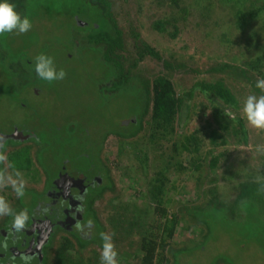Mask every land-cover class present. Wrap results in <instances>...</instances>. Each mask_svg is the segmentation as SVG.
Masks as SVG:
<instances>
[{"label": "rangeland", "instance_id": "rangeland-1", "mask_svg": "<svg viewBox=\"0 0 264 264\" xmlns=\"http://www.w3.org/2000/svg\"><path fill=\"white\" fill-rule=\"evenodd\" d=\"M65 1L9 0L22 17L31 20L32 28L25 34L0 35V129L3 125L8 126L9 131L12 127L26 126L33 134L36 132L34 136L44 146L50 145L49 148L34 149L35 146L27 145L12 149L17 153L13 155L12 164L33 169L36 176L29 175L28 179L34 183L42 178L41 170L50 175L57 166L55 179L65 178L64 186L68 182L67 175L59 166L66 169L63 159H79L77 145H85L88 139H99L101 131L118 124H113L115 119L119 122L134 119L133 125H137L143 110L139 95L123 85L119 97L103 102L110 105L99 106L102 104L98 98L99 78L103 77L101 82H104L118 74L115 70H106L105 61L100 60L101 48L98 50L91 45L84 50L80 47L82 44L76 48L71 46V40L80 42L76 37L80 30H75L67 13L71 0L64 9ZM105 1L108 6L104 14L118 30L122 41V48L118 51L122 57L119 61L121 68H128L129 64L136 62L130 73L134 80L148 82L155 76H164L181 96L192 94L187 120L182 127H175V135L181 134L176 139L182 143L186 136L206 128L205 120L216 110L213 108L225 115L230 111L236 117L231 122L220 117L228 124L217 145L213 146L209 141L211 129L206 128L205 135H201V157L208 153L212 155L209 158L218 157L215 166H208L206 161L198 168L187 167L186 154L182 151L180 157L186 169L172 168L164 173L165 186L160 201L167 209V216L174 214L177 220L174 235L165 238L166 258L162 264H173L168 253L171 248L185 246L190 247L183 248L186 250L175 256L179 260L177 264H264V219L257 216L255 209L247 210L248 215L234 224L229 223L227 215L221 217L220 211L210 220L214 231L208 232L186 212L205 207L211 199L231 205L239 194V186L253 182L255 170L264 175V156L258 157L254 151L256 145L264 144V131L249 126L241 112L248 95L264 94L256 87L257 81L264 79V0H178L177 7L171 4V0ZM88 12L94 16L96 9ZM156 20H169L174 24L175 36L169 25H164L162 32L154 30L152 25ZM82 28L86 36L87 26ZM142 43L152 47L161 59L146 55L138 61ZM74 49L77 58L69 63ZM41 53L54 58L57 69L66 71L65 79L49 83L33 72L34 57ZM164 62L170 63V67L165 68ZM9 64L11 67L7 68ZM224 64L235 69L226 70L224 74L210 73ZM219 78L235 97L234 106L222 104L213 97L208 103L195 89V84L202 80L212 82ZM147 118L146 115L144 121ZM78 127L83 135L76 130ZM52 128L60 129L64 134ZM134 128L117 130L128 134ZM86 129L90 134H85ZM241 129L245 132V140L241 139ZM138 136L140 138V134ZM117 141L114 135L106 137L104 145L108 152L111 151L108 156L117 153ZM139 148L141 144L136 147ZM124 149L132 151L129 146ZM170 149L171 143L161 141L155 151H150L145 166L132 157H122L116 168L115 163L106 162L105 155L101 158L112 178L113 192L104 194L94 208L104 232L114 233L112 239L119 264H140L143 253L139 249L146 234L144 231H150L154 224L157 226V215L153 213L155 200L152 201L146 193L147 182L155 178L161 167L154 162V156L162 151L170 155ZM49 188L47 186L46 193L41 196L43 201L49 197ZM34 197L25 195L22 202L28 204L30 199L33 203ZM212 210L216 212L219 208ZM86 219H92L91 214L86 213ZM100 232L101 229L96 228L94 233V240L99 243ZM57 236L49 242L46 264H63L61 257L67 264H101L99 244L92 242L81 247L70 235L58 233ZM3 238L6 237L0 236V243L4 245L2 249L8 245Z\"/></svg>", "mask_w": 264, "mask_h": 264}, {"label": "trees", "instance_id": "trees-1", "mask_svg": "<svg viewBox=\"0 0 264 264\" xmlns=\"http://www.w3.org/2000/svg\"><path fill=\"white\" fill-rule=\"evenodd\" d=\"M80 2L82 4H79ZM67 4L68 0L65 1L64 9ZM171 4L177 7L178 0H171ZM107 6L108 4L105 0H71L67 13H69L73 17L79 14L84 9H96L94 16H90L89 13H87L91 21L88 22V32H86V36L83 35V28L75 23L74 19L70 21L75 24V30H80L76 36L77 38H87L89 39V42H91L92 45H95L98 50L99 48H101L102 53L100 56V60L101 58H103V60L105 61L106 70L109 69L117 71V81L113 84V91L111 92V94L107 95L106 102L115 100L117 97H119L118 94L120 93L121 88L124 87L128 91L132 93L135 92L139 95V102L142 103L143 110L139 114L140 116H138L139 121L136 122L135 120V122L138 123L137 125H133L132 121H134V119L129 118L121 122L115 119L113 124H118L111 129H107L106 134L104 136H101V140L98 145L93 146V144H97L96 141H94L95 143L87 141L85 144L91 143L92 150L95 149V153H93L92 155V171L96 172L98 174V179L102 181L101 185H96L98 190L102 192L104 186L109 185L110 183V177H108V169H106V165H104L101 160V151L103 147L102 145L108 135L112 134L117 137L118 152L115 154V156H108L106 154L104 157L107 163H115L116 168L118 167L120 158L122 157H132L137 162L145 166V160L149 156L150 151H155L157 149V146L160 145L161 141L165 142L166 144L171 143L170 150L172 153L170 155L165 151H162L161 154H156L157 151L155 152L156 156H154V159L156 160H154V162L156 161L155 163L160 164L161 167L155 175V178L147 182L146 193H148V195L152 198V201L155 200L153 213H156L157 215V226H154V224L153 226H151L150 231H144V233L146 234L141 239V246L139 249L140 252L143 253L140 264H162V262L166 258L165 250L167 244L164 243L165 238H171L174 235V225L176 223L175 221L177 220L174 214L169 217L167 216V209L162 205L160 201V198L163 195V187L165 186L164 173H167L172 168L179 170L186 169L184 168V166H182V164H184L181 161L180 157L182 151H184V153L186 154L185 159L187 167L195 166L198 168L206 161L209 164L208 166H215L216 161H218V157L209 158V156H212L209 153L203 158L201 157L202 154L200 152V149L201 144L203 143L201 135H205L204 131L206 128L211 129V131L208 133L210 139L209 141L213 146L217 145V142L222 138V132H225L226 130V124H228L224 123L220 119V117L222 119H226L229 122H231L232 119H229L225 114L219 112L217 108H213L216 110L211 113L212 115L208 117L207 120H205L206 128L203 127L197 131H194L190 136H186L183 139L182 143L180 140L176 139L178 138V135L181 134L175 135V127H182L183 122L187 120L188 112L190 110L189 102L191 101L190 99L192 98V94L189 92L186 95L181 96L182 94L176 91L173 83L164 76H155L151 81L148 82L134 80L130 77V73L133 68H135L134 66L136 62L134 64H129V66H127L128 68H121L119 61L122 57L120 56L118 51L122 48V41L120 33L115 29V26L111 24V21H109L107 16L104 14L105 8ZM58 8H61V6L58 5ZM95 25H97V27H95ZM164 25H169L173 30V36H175V25L171 24L169 20H156L153 22L152 27L154 28V30L162 32L163 30H165ZM104 27H106V29ZM90 34H92L91 37ZM71 42L72 47H75L73 40H71ZM83 49L85 50V48ZM146 55H149L158 60L161 59L152 47H150L146 43H142L141 47L138 50V61ZM70 57L72 58V62L69 63H73L77 58V52H75V49L74 53ZM164 66L165 68H169L170 63L164 62ZM230 69L235 68L224 64L217 69H212L210 73L216 71L218 73L220 72L224 74L226 70ZM102 75H105V73H102ZM101 78L103 77H100L98 81H101ZM108 81H110V79H108ZM121 85L123 86L120 87ZM131 86H134L135 89H130ZM195 89L201 95H203V97H205L208 103L211 102L210 98L213 97L217 101L222 102V104L231 106L235 105V97L221 78L212 82H205L202 80L195 84ZM108 105L110 104H103V107H106ZM146 115L148 116V118L146 119V121H144V117ZM223 116L227 118H224ZM238 123L240 122L238 121ZM213 125H216V128H213ZM131 127L135 128L128 134L123 133L124 130H117V128L130 129ZM138 134H140V138H137L139 137ZM240 135L242 140L246 139L243 129L240 130ZM173 136H175V138H172ZM133 142H135L136 146ZM140 144L141 148L137 150L136 147L140 146ZM128 146L129 148H131L129 150L132 151L127 152V150L124 149ZM198 180L199 177L197 178V181ZM257 187L258 185L252 181L244 182L239 186V194L236 196L231 205H223L215 201V199H211L205 207L190 209L186 212L191 217L203 224L205 232H208V230L214 231L215 227L210 222V220L212 219L214 214H218L220 211V216L222 217L227 215V220L232 224L242 221L244 217L248 215L247 210L249 209H255V211L257 212V216L264 219V194H257ZM215 208H219V211L214 212L212 209ZM161 219L164 220L163 223H161ZM159 222L161 224H159ZM94 223L95 228L93 229L91 238H86V240L83 239V241H85V244H88V242L97 243L101 248L102 242L99 243L98 241L94 240V233L96 228H100L101 232H103V228L99 226L97 221ZM222 230L223 232H225L224 229ZM96 231L99 232L100 230ZM84 246L82 245L81 247ZM187 247L190 246H185L177 249L171 248L168 251L170 257L173 260V264L179 263V260L177 261L175 259V256L180 255L182 251L186 250L183 248ZM66 251L68 250L66 249ZM61 262L63 264H67V261L65 262L62 257Z\"/></svg>", "mask_w": 264, "mask_h": 264}, {"label": "flooded vegetation", "instance_id": "flooded-vegetation-1", "mask_svg": "<svg viewBox=\"0 0 264 264\" xmlns=\"http://www.w3.org/2000/svg\"><path fill=\"white\" fill-rule=\"evenodd\" d=\"M91 9V8H90ZM84 11L88 12L87 9ZM89 13V12H88ZM74 19L75 23H77L81 27L88 26V22L91 21L89 16L86 13H79L76 16L70 15V20ZM97 27V25H95ZM79 38V37H78ZM77 39L73 40L74 46L82 44L80 47L83 49L86 47H90L92 44L89 42V39L79 38L80 42L77 43ZM72 43V42H71ZM72 46V44H71ZM1 48V46H0ZM10 64L7 65V68H10ZM35 72V71H33ZM102 79V78H101ZM117 81V78H112L110 81L99 82V92L100 96H98L101 103L106 101L107 95H110L114 82ZM103 104L99 105L102 106ZM44 126V125H40ZM51 130L60 131V134H64L61 132L62 130H58L56 128H52ZM80 135H83L84 132H80V128L77 129ZM87 133L90 134V131L86 129ZM106 131H101V136L106 134ZM0 135H3L6 138L5 145V155L7 161L12 162L13 155H16V149L19 147H26L27 145L35 146L34 149L45 148L46 146L49 148L50 145L44 146L43 142L34 135H37L36 132L33 134L31 129H28L26 126L23 127H12L11 130H8V126L3 125V128L0 129ZM112 135V134H111ZM109 136V135H108ZM61 137V135H60ZM106 139V138H105ZM51 140V139H50ZM101 137L97 140L88 139L90 142L96 141L97 144H93V146L98 145ZM80 141V140H79ZM105 142V140H104ZM102 147V156L109 154L111 151H107L106 145ZM81 144H84V141H80ZM95 143V142H94ZM46 147V148H47ZM79 152V159L75 158L72 161H66L63 159V166H67L66 169L62 166L60 170L64 175H67V185H63L65 178L58 177L55 179V176L58 172V167H55V172L45 173L41 170L42 178H39V182L34 183L28 179L29 175L36 176V172L33 169L25 168L24 172H20L23 178L26 181V184L29 186L26 191L30 197H34V201L29 199V203L21 206V210H27L30 216L28 221V226L25 230L16 233L15 236L11 234V226L8 229H5L4 219L0 224V236H5L6 238V247L2 249L4 245H0V264H25L24 257L31 256L32 259L28 264H46L47 252L49 251V242L58 238V233H64L66 235H70L79 246H86L85 241L86 238H82L81 234L76 230L75 225L77 223L86 222V213L91 214L92 220L94 222H98L101 228L102 224H100L97 212L95 210L96 202L102 200L104 194L109 192H113V182L112 178L108 173V177H110L109 185H105L102 189V192L98 190L96 187L97 184L101 185L102 181L98 179V174L92 171L93 162L92 155L95 149L92 150L91 143L85 145H77ZM95 148V147H93ZM90 150V152H89ZM116 152H118V141ZM101 156V158H102ZM83 159L82 162L78 161ZM80 163V164H79ZM101 163V160H100ZM76 164V166H72ZM91 165V168H89ZM83 166L85 169H83ZM87 166V167H85ZM22 167V166H19ZM16 168V167H14ZM13 168V169H14ZM102 169V168H101ZM48 176H46V175ZM75 177V179H74ZM50 186L49 189L51 191L48 192L49 197L43 201L40 198V190L41 186ZM4 190V189H3ZM46 193V191H45ZM83 197V200L78 199L79 197ZM84 208V212L77 213L75 211L78 205H81ZM40 205H50L51 210L48 214H40L37 210ZM104 232V228H103ZM83 242V243H82ZM90 243V242H88ZM2 250V251H1Z\"/></svg>", "mask_w": 264, "mask_h": 264}, {"label": "clouds", "instance_id": "clouds-1", "mask_svg": "<svg viewBox=\"0 0 264 264\" xmlns=\"http://www.w3.org/2000/svg\"><path fill=\"white\" fill-rule=\"evenodd\" d=\"M31 28V20L27 16L22 17L21 14L15 10L14 4L10 3L9 0H0V35L13 32L17 35L25 34L29 32ZM34 71L41 80L49 83L63 80L67 75L63 68L57 69L52 56L44 53L38 54L34 57ZM256 87L264 93V79L258 80ZM241 112L249 126L255 130L264 131V94L259 96L255 94L248 95L243 101ZM226 116L232 120L236 118L230 111L226 112ZM5 145L6 138L3 135H0V190L11 187L15 195L20 198L25 195L26 181L19 171H11L14 168V165L7 161ZM254 151L258 157L264 156V144L256 145ZM253 182L258 185L256 190L257 194H264V175H260L255 170ZM78 199L83 200V197L81 196ZM50 210V205H40L37 211L40 214L46 215ZM75 211L82 214L84 212L82 204L78 205ZM3 216L12 217L11 234L13 236H15L16 233L25 230L30 219L27 210H20L19 212L15 211L8 200L0 195V217ZM75 227L81 234L82 238H91L95 223L92 219H88L86 222L77 223ZM113 235L114 233H99L102 242L100 250L101 264H119L117 259L118 252L112 239ZM31 259V256H25V264H28Z\"/></svg>", "mask_w": 264, "mask_h": 264}, {"label": "crops", "instance_id": "crops-1", "mask_svg": "<svg viewBox=\"0 0 264 264\" xmlns=\"http://www.w3.org/2000/svg\"><path fill=\"white\" fill-rule=\"evenodd\" d=\"M14 172L16 171H19V172H24L23 170H25V168L23 167H16L14 169H12ZM28 185L26 184V187H25V195H28V193L26 192L28 190ZM10 189V190H9ZM4 191V193H3ZM0 195L4 196L8 202L10 203L11 207L19 212L21 210V206L23 205V202H22V197L18 198L15 193L13 192V190L11 189V187H7V188H4V190H0ZM24 195V196H25ZM5 218V219H4ZM4 219V224L6 226H4L5 229H8L10 226H11V222H12V217L10 216H3V217H0V224H1V221ZM6 221V222H5Z\"/></svg>", "mask_w": 264, "mask_h": 264}, {"label": "water", "instance_id": "water-1", "mask_svg": "<svg viewBox=\"0 0 264 264\" xmlns=\"http://www.w3.org/2000/svg\"><path fill=\"white\" fill-rule=\"evenodd\" d=\"M39 190H40V198H41V196L45 193V191H46V187H45V185L44 186H41L40 188H39ZM51 191V190H50ZM0 245H3V243L1 244L0 243ZM1 247V246H0Z\"/></svg>", "mask_w": 264, "mask_h": 264}]
</instances>
